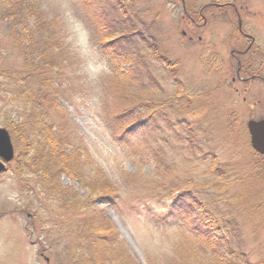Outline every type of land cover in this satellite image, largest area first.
<instances>
[{
	"label": "rangeland",
	"instance_id": "374dc122",
	"mask_svg": "<svg viewBox=\"0 0 264 264\" xmlns=\"http://www.w3.org/2000/svg\"><path fill=\"white\" fill-rule=\"evenodd\" d=\"M122 1L130 5L127 13L117 10L110 12V17H134L148 40L138 43L145 53L151 51L149 44L155 36L165 56L176 64L188 94L178 100L174 97L176 81L169 68L158 63V69H153L146 81L154 99L165 98L167 102L149 136L138 128L115 133L106 122L120 111L114 107L122 109L133 99L135 89L121 85L115 91L110 61L103 52L104 32L88 0H40L51 32L64 41L59 60L64 57L66 62L58 60L53 86L69 112L68 125L75 137L65 149L70 154L74 146L82 147L83 157L91 156L93 167L102 168L118 188V196L107 206L93 198L97 208L107 210L120 233V255L127 264H207L194 234L176 215L170 216L174 194L157 186L155 162L150 159L149 164L142 159L158 144L175 163L178 178L197 185L213 184L197 195L206 203L213 223L220 227L215 233L228 239L237 252L244 250L252 261L264 259V154L252 147L247 126L251 119L264 118V85L238 79L240 65L251 61L260 66L264 76V0ZM213 1L221 5L230 1L236 9L227 4L209 6ZM205 4L209 6L205 15L214 18H209L206 26L190 23L186 8L197 18L198 7ZM238 20L243 22L244 31L251 28L249 32L257 37L253 46L257 51L244 52L249 39L240 32ZM114 34L117 37L120 31ZM20 61L12 54L7 64L19 67ZM173 104L183 106L181 111H167ZM4 106L0 100V127L8 128ZM183 117L198 124L182 123ZM163 118L172 119L173 127ZM191 131L197 135L194 149L189 140ZM178 132L183 139L178 140ZM12 139L15 158L0 175V264H85L78 249L74 250V233L65 229L76 212L69 209L74 216L68 212L65 217L66 209L37 195L35 176L23 183L15 168L24 146ZM215 158L222 164L223 177L220 171L211 170ZM23 164L22 160L20 165L25 167ZM81 169L84 174L90 173L88 179H103L97 170L91 174L88 165ZM60 184L74 188L83 199L90 196L85 181L66 173ZM136 193L142 198L135 197ZM61 224L64 229H60ZM57 231L60 234L55 236Z\"/></svg>",
	"mask_w": 264,
	"mask_h": 264
},
{
	"label": "trees",
	"instance_id": "16d2710c",
	"mask_svg": "<svg viewBox=\"0 0 264 264\" xmlns=\"http://www.w3.org/2000/svg\"><path fill=\"white\" fill-rule=\"evenodd\" d=\"M88 5L98 27L104 32L103 52L110 61L115 91L121 85L135 89V95L130 94L133 99L126 102L122 109L114 107L120 111L106 122L115 133H127L138 128V131L149 136V130L160 119L159 115H162L158 113L166 109L164 103L167 100L154 99L150 94L147 77L152 76L153 69H158V63H163L169 68L174 82L176 81L177 93L174 97L177 100L185 96L187 98L176 64L165 56L155 36L151 37L150 52L145 53L138 48L139 41L147 43L148 40L144 36L143 27L134 23L131 14L120 16L121 18L110 17V12L117 10L127 13L130 5L122 0H88ZM50 29V22L40 0H0V100L5 102L2 112L9 118L8 129L17 143L24 146V151L21 152L23 155H20L15 169L23 183L32 178V175L35 176L36 194L54 204L58 203L63 211L66 209L65 217L68 212H72L69 209L76 212V216L71 213L74 218L71 224L67 223L68 227L65 229L74 233L72 235L77 240L74 241V250L78 249L85 264H127L119 253L118 229L108 217L107 210L95 206L93 198L95 196L96 201L107 206L118 196V188L102 168L93 167L91 156L88 159L83 157L82 147L74 146L70 154L65 149L75 137L68 125L69 112L58 100L60 93L53 86V74L63 54L64 41L61 37H55ZM115 30L120 31L117 37ZM12 54L20 57L19 67L7 64ZM59 61L62 64L66 59L63 57ZM134 83L138 84L134 86ZM139 92L140 95L137 96ZM121 93L129 98L127 92ZM182 107L173 104L167 111L174 108V112H180ZM183 118L182 123L198 124L197 121ZM163 121L173 127L172 119L163 118ZM193 131L189 133L192 149L195 148L194 139L197 137ZM177 138L183 139L182 134L178 132ZM143 156L142 159L147 163L150 164V159L155 162L153 173L157 177V186L174 194L170 216L176 215L194 234L207 264H264V259L252 261L244 250L237 252L228 239L215 233L220 227L213 223L206 203L197 195L213 184L197 185L192 180L178 178L174 172L175 163L168 160L162 145L156 144L153 151H148ZM22 160L25 167L20 165ZM84 165L91 167V174L95 170L99 171L103 179H88L91 175L84 174L81 169ZM211 170L220 171L221 176H224L221 173L224 169L217 158ZM64 173L72 179L85 181L90 189L88 199L81 198L74 188L60 184ZM125 179L130 185V181L126 177ZM223 182H220L222 187ZM133 195L142 198L140 193ZM63 224L59 226L60 229H64ZM59 234L57 231L55 236Z\"/></svg>",
	"mask_w": 264,
	"mask_h": 264
},
{
	"label": "flooded vegetation",
	"instance_id": "af4514ba",
	"mask_svg": "<svg viewBox=\"0 0 264 264\" xmlns=\"http://www.w3.org/2000/svg\"><path fill=\"white\" fill-rule=\"evenodd\" d=\"M225 4H227V5H229V6H231V7L236 9L235 3H232L230 1H226V3H224L222 5L217 3V1H213V2H211V5H209V6L218 5V6H221V7L222 6L225 7ZM209 6L205 4V5H202L201 7H198L197 13L199 14V16L197 18L193 17V15L190 14L191 12L187 11V8H186V12L185 13L189 17V22L193 23L195 26H199V27L200 26H204V25L206 26L208 24L209 18H214V15L208 16V15H205V13H204L205 8L209 7ZM199 20H200V22H199ZM238 21H239V30H240V32L242 33V35L245 38L249 39V44H248L247 48L244 49V52H248V51L253 49V46L255 45V42L258 41V39H257V37L254 34H251L249 32L251 28H249V31H244L243 30V22L240 21V20H238ZM199 39L201 40L202 37L200 36ZM253 50L257 51L256 48L253 49ZM235 57H237V56H235ZM242 71H244V73H245L244 76H242ZM261 72H262V70H261L260 66H257L253 61H251L250 63H248L245 66H243L241 64L240 65V70H239V73H238V79H239V81L244 82V83H248V82L250 83V81L256 80V81H258V82H260V83H262L264 85V76L261 75ZM235 80H236V78H233V81H235ZM244 100H246V98Z\"/></svg>",
	"mask_w": 264,
	"mask_h": 264
},
{
	"label": "water",
	"instance_id": "95a60500",
	"mask_svg": "<svg viewBox=\"0 0 264 264\" xmlns=\"http://www.w3.org/2000/svg\"><path fill=\"white\" fill-rule=\"evenodd\" d=\"M248 130L251 136L252 147L264 154V118L248 121ZM15 157V148L12 136L5 127H0V172L7 170L6 163Z\"/></svg>",
	"mask_w": 264,
	"mask_h": 264
}]
</instances>
